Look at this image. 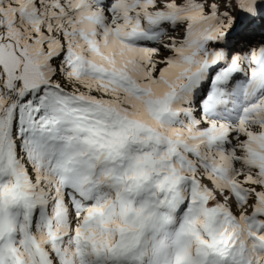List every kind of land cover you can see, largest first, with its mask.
<instances>
[{"label": "snow or ice", "instance_id": "1", "mask_svg": "<svg viewBox=\"0 0 264 264\" xmlns=\"http://www.w3.org/2000/svg\"><path fill=\"white\" fill-rule=\"evenodd\" d=\"M0 264H264V0H0Z\"/></svg>", "mask_w": 264, "mask_h": 264}]
</instances>
